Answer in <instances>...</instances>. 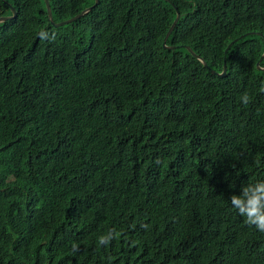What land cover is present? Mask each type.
<instances>
[{
  "label": "trees",
  "instance_id": "1",
  "mask_svg": "<svg viewBox=\"0 0 264 264\" xmlns=\"http://www.w3.org/2000/svg\"><path fill=\"white\" fill-rule=\"evenodd\" d=\"M48 1L55 23L95 2ZM12 8L0 264H264L231 204L264 181V0H99L59 28L45 0H0V18Z\"/></svg>",
  "mask_w": 264,
  "mask_h": 264
},
{
  "label": "clouds",
  "instance_id": "2",
  "mask_svg": "<svg viewBox=\"0 0 264 264\" xmlns=\"http://www.w3.org/2000/svg\"><path fill=\"white\" fill-rule=\"evenodd\" d=\"M40 35L43 36L44 33ZM207 66H209V64H207ZM261 91H264V87L261 88ZM240 99L245 106L251 102V97L247 93H244ZM157 163H159V160ZM231 204L241 216L246 218L245 223L248 226H254L259 232L264 233V181L242 185L241 194H233L231 197ZM143 226L148 227L147 225ZM119 236L120 233L109 232L99 238L98 244L100 246H106L110 244L113 239H118ZM78 250V245L74 244L73 251L75 252Z\"/></svg>",
  "mask_w": 264,
  "mask_h": 264
},
{
  "label": "water",
  "instance_id": "3",
  "mask_svg": "<svg viewBox=\"0 0 264 264\" xmlns=\"http://www.w3.org/2000/svg\"><path fill=\"white\" fill-rule=\"evenodd\" d=\"M167 1H169V0H167ZM45 2H46V6H47V11H48V15H49L50 22H51L56 28H59V27H62V26H64V25H67L68 23H70V22H72V21H75V20L79 19L80 17L85 16V15H87L88 13H90V12H91V9H92L93 7H95V6L98 4L99 0H95L94 4H93L91 7L85 9V10L82 11L79 15L75 16V17L72 18V19H69V20L63 21V22H61V23H55V21H54V19H53V14H52V10H51V7H50V4H49V1H48V0H45ZM176 11H177V17H176L175 21L173 22L172 26L170 27V29H169V31H168L166 37H165L164 43H163L164 46H165L166 48H169V49H174L175 46H174V45H167V40L169 39L170 35L172 34V32L174 31V29L176 28V26H177V24H178V22H179V20H180V17H181L179 11H178L177 9H176ZM12 12H13V15H12V16H9V17H1V18H0V23L15 18V17H16V11H15L14 8H12ZM233 44H234V42L231 43V45H233ZM185 47H186V48H187V49H188V50H189V51H190V52H191L196 58H198V59H199V60H200L205 66H207V62L205 61V59H204L203 57H201L200 55H198L197 53H195L189 45H185ZM263 58H264V54H263L262 59H263ZM262 59H261V61H262ZM261 61H260V62H261ZM260 62L257 64V68H258V70L262 71V68L260 67ZM226 73H227V67H226V64H225V71H224L223 75H221V77L225 78V77H226Z\"/></svg>",
  "mask_w": 264,
  "mask_h": 264
}]
</instances>
